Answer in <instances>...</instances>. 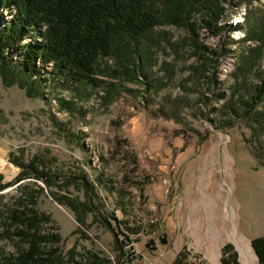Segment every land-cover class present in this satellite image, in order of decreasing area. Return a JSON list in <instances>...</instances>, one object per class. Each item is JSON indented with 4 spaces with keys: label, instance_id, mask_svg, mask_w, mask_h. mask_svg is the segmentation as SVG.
<instances>
[{
    "label": "rangeland",
    "instance_id": "obj_1",
    "mask_svg": "<svg viewBox=\"0 0 264 264\" xmlns=\"http://www.w3.org/2000/svg\"><path fill=\"white\" fill-rule=\"evenodd\" d=\"M235 1L222 25L243 24L246 8L241 12ZM252 6L264 15V0ZM10 18L0 9V28ZM244 34L198 30L209 51H227L202 59L193 55L186 31L157 28L143 69L134 53L128 64L105 59L98 62L96 89L47 78L50 66L31 79L33 97L0 79V264L26 245L6 212L22 187L43 218L41 232L60 239L53 246L56 264H174L181 252L188 264H221L223 247L233 246L227 207L237 237L251 249L250 241L264 236V218L257 217L264 211V99L255 110L263 124L257 132L248 121L225 127L231 117L221 112L232 97L236 55L251 47L241 42ZM261 78L264 57L244 84L250 91ZM16 162L58 184L33 173L19 182L27 170ZM68 177L86 181L91 212L69 206L87 197L85 185L67 183ZM120 235L137 251V262L120 246Z\"/></svg>",
    "mask_w": 264,
    "mask_h": 264
},
{
    "label": "trees",
    "instance_id": "obj_2",
    "mask_svg": "<svg viewBox=\"0 0 264 264\" xmlns=\"http://www.w3.org/2000/svg\"><path fill=\"white\" fill-rule=\"evenodd\" d=\"M254 1L258 0L235 1L238 7L245 6L246 11L243 24L231 28L228 24L222 25L230 0H0V9H5L11 16L0 28V79L4 87L16 85L25 90L28 97H33L34 81L31 79L50 66L47 78L52 75L72 87L85 85L96 89L101 83L96 79L98 62L105 59L116 58L128 64L135 55L139 68L143 69L157 28L171 26L186 31L193 55L202 59L206 54L224 56L227 51L225 48H220L219 53L209 51L199 41L198 30L215 35L244 29L241 42H249L251 47L236 55L231 74L232 97L221 112L231 117L224 123L225 127L237 120L248 121L249 130L256 131V124L260 128L263 126L258 120L259 112L255 110L264 99V78L250 91L244 84L245 78L254 72L257 61L264 57V15L253 8ZM16 53L19 59L14 61L12 58ZM209 82L213 85L214 81L209 79ZM220 96L225 97L224 94ZM252 112L253 118H250ZM15 164L27 170L19 182L30 173H38L47 177L46 184H58L48 173L31 168L32 165ZM34 179L38 178L35 176ZM66 182L83 183L87 197L85 204L69 202V206L73 210L80 207L83 212H91L93 208L88 202L91 192L86 181L68 179ZM26 189L19 188L15 205L6 209L9 226L15 228L18 238L26 245L17 248V255L5 259L3 264H56L53 260L57 249L53 246L60 239L57 235L41 232L43 218L32 209L33 198ZM81 218L78 217L79 222H83ZM250 246L258 264H264V236L252 239ZM233 250L232 245L223 247L221 264H240ZM186 259L181 252L174 264H188Z\"/></svg>",
    "mask_w": 264,
    "mask_h": 264
},
{
    "label": "bare ground",
    "instance_id": "obj_3",
    "mask_svg": "<svg viewBox=\"0 0 264 264\" xmlns=\"http://www.w3.org/2000/svg\"><path fill=\"white\" fill-rule=\"evenodd\" d=\"M15 58V57H14ZM5 169V162L0 160V172L4 171ZM258 213V220L262 222L264 218V211L259 210ZM227 217L232 222V232L230 238L233 242L234 251L237 254V258L240 264H256L253 254L249 245H247L244 241L237 237L236 227L233 220L232 211H230L229 207H227ZM264 229V226H262Z\"/></svg>",
    "mask_w": 264,
    "mask_h": 264
},
{
    "label": "built area",
    "instance_id": "obj_4",
    "mask_svg": "<svg viewBox=\"0 0 264 264\" xmlns=\"http://www.w3.org/2000/svg\"><path fill=\"white\" fill-rule=\"evenodd\" d=\"M239 10L242 12V10L244 11V9H242L241 7H239ZM244 16H245V11L243 12V20H244ZM122 238L120 239V241H119V244H120V246L121 247H123V249L125 250V251H127V254L128 255H130V256H133L134 257V260H135V262H137V258H138V253H137V251H133V250H131L130 248H131V246L128 244V242H129V240L127 239V236H125V235H120ZM121 256H122V254H121ZM120 256V257H121ZM113 264H114V262H113Z\"/></svg>",
    "mask_w": 264,
    "mask_h": 264
},
{
    "label": "water",
    "instance_id": "obj_5",
    "mask_svg": "<svg viewBox=\"0 0 264 264\" xmlns=\"http://www.w3.org/2000/svg\"><path fill=\"white\" fill-rule=\"evenodd\" d=\"M34 175L36 176V178H38V179H40V180H45L47 177H42V176H40L38 173H34ZM68 178H72V177H68ZM68 178H66V179H68ZM66 179H62V180H66ZM72 179H77V180H79V181H84V179L82 178V177H79V178H72ZM61 180V181H62ZM90 197V196H89ZM90 199V198H89ZM161 244H165V240L164 239H162L161 240V242H160ZM149 247V245H146V248H148Z\"/></svg>",
    "mask_w": 264,
    "mask_h": 264
}]
</instances>
